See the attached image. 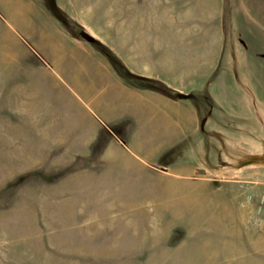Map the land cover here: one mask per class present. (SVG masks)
I'll use <instances>...</instances> for the list:
<instances>
[{
	"label": "rangeland",
	"instance_id": "374dc122",
	"mask_svg": "<svg viewBox=\"0 0 264 264\" xmlns=\"http://www.w3.org/2000/svg\"><path fill=\"white\" fill-rule=\"evenodd\" d=\"M0 264H264V0H0Z\"/></svg>",
	"mask_w": 264,
	"mask_h": 264
},
{
	"label": "crops",
	"instance_id": "0c3cea01",
	"mask_svg": "<svg viewBox=\"0 0 264 264\" xmlns=\"http://www.w3.org/2000/svg\"><path fill=\"white\" fill-rule=\"evenodd\" d=\"M134 74L136 75L133 77L134 84L125 90L126 92L116 93L112 105L118 107L119 116L123 112L121 108L124 107L126 116L132 118L134 122H152L156 124L153 127L154 130L161 132L168 129L170 133L168 138L172 137V144H177L182 138L183 122H187V119L197 121L203 114V110L189 98H178L176 92H181L182 89L173 87L175 93L169 94L160 86L156 89L151 87L152 84L146 79L149 78L147 75L141 72ZM165 136L167 135H163Z\"/></svg>",
	"mask_w": 264,
	"mask_h": 264
},
{
	"label": "water",
	"instance_id": "95a60500",
	"mask_svg": "<svg viewBox=\"0 0 264 264\" xmlns=\"http://www.w3.org/2000/svg\"><path fill=\"white\" fill-rule=\"evenodd\" d=\"M79 33H80V35H81L83 38H85V39L88 40V41L93 42V41L95 40V38H94L93 36H91L89 33H87V32L84 31V30H81ZM176 96H177L178 98H188V97H190V94H188V93H183V92H176Z\"/></svg>",
	"mask_w": 264,
	"mask_h": 264
},
{
	"label": "bare ground",
	"instance_id": "6f19581e",
	"mask_svg": "<svg viewBox=\"0 0 264 264\" xmlns=\"http://www.w3.org/2000/svg\"><path fill=\"white\" fill-rule=\"evenodd\" d=\"M245 81V80H244ZM246 98V97H245ZM223 112V111H222ZM224 113V112H223Z\"/></svg>",
	"mask_w": 264,
	"mask_h": 264
}]
</instances>
